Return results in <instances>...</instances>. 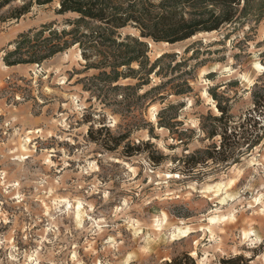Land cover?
I'll use <instances>...</instances> for the list:
<instances>
[{"label": "rangeland", "instance_id": "rangeland-1", "mask_svg": "<svg viewBox=\"0 0 264 264\" xmlns=\"http://www.w3.org/2000/svg\"><path fill=\"white\" fill-rule=\"evenodd\" d=\"M59 8L0 7V264H264V1L114 79Z\"/></svg>", "mask_w": 264, "mask_h": 264}, {"label": "trees", "instance_id": "trees-1", "mask_svg": "<svg viewBox=\"0 0 264 264\" xmlns=\"http://www.w3.org/2000/svg\"><path fill=\"white\" fill-rule=\"evenodd\" d=\"M49 1L51 0H37L38 3ZM262 1L264 0H60L59 10L77 13L75 22L86 24L87 33H81L76 39L80 43L86 64L89 67L109 68L114 79L119 74L117 68L122 65L128 66L130 72L133 71L129 67L132 61H138L140 67H144L139 59L146 51L143 38L174 43L200 31L218 30L246 18L251 5ZM3 4L4 0H0V7ZM128 24L139 30L138 36L126 34L121 37L119 29ZM93 55L100 58L92 61ZM153 68L154 64L147 69V73ZM100 74H106V71L102 69ZM256 106L259 108L263 104L256 101ZM220 110L223 115L224 109L220 107ZM247 122L254 131L262 126L258 127L259 121L252 116L247 118ZM118 144L117 139L114 145ZM206 158H213V155H207L200 160L204 161ZM154 160L158 162L160 159ZM245 263L246 259L241 254L219 260V264ZM162 264L197 263L193 257L182 253Z\"/></svg>", "mask_w": 264, "mask_h": 264}, {"label": "bare ground", "instance_id": "bare-ground-1", "mask_svg": "<svg viewBox=\"0 0 264 264\" xmlns=\"http://www.w3.org/2000/svg\"><path fill=\"white\" fill-rule=\"evenodd\" d=\"M164 43H166V42H164ZM79 54V53H78ZM79 57L82 59V57H81V55L79 54ZM261 65L259 64V63H255V67H257V68H259ZM204 94H206V92H204ZM81 206V205H80ZM178 228V227H177ZM176 232L177 231H179V233L181 234V236H184L185 235V232H184V230H182V229H180V228H178V230L176 229L175 230ZM248 233L247 232H245L244 233V235L246 236ZM179 235V234H178ZM180 236V235H179ZM196 252H192V254H195Z\"/></svg>", "mask_w": 264, "mask_h": 264}]
</instances>
